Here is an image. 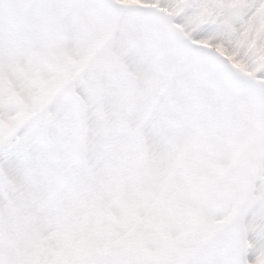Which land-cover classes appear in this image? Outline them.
Returning a JSON list of instances; mask_svg holds the SVG:
<instances>
[{
  "label": "snow or ice",
  "instance_id": "6c2138e0",
  "mask_svg": "<svg viewBox=\"0 0 264 264\" xmlns=\"http://www.w3.org/2000/svg\"><path fill=\"white\" fill-rule=\"evenodd\" d=\"M0 264H264V0H0Z\"/></svg>",
  "mask_w": 264,
  "mask_h": 264
}]
</instances>
